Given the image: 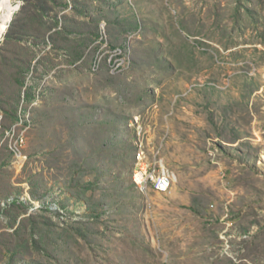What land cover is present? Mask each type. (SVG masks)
I'll return each mask as SVG.
<instances>
[{"label": "rangeland", "instance_id": "1", "mask_svg": "<svg viewBox=\"0 0 264 264\" xmlns=\"http://www.w3.org/2000/svg\"><path fill=\"white\" fill-rule=\"evenodd\" d=\"M15 2L0 264H264V0Z\"/></svg>", "mask_w": 264, "mask_h": 264}, {"label": "built area", "instance_id": "2", "mask_svg": "<svg viewBox=\"0 0 264 264\" xmlns=\"http://www.w3.org/2000/svg\"><path fill=\"white\" fill-rule=\"evenodd\" d=\"M23 141V138L20 137L15 141L16 144H20ZM148 181L152 182V185L156 191H166L172 182V178L166 171L162 170L159 173H156L154 169H140L134 174V182L140 188L145 187Z\"/></svg>", "mask_w": 264, "mask_h": 264}, {"label": "bare ground", "instance_id": "3", "mask_svg": "<svg viewBox=\"0 0 264 264\" xmlns=\"http://www.w3.org/2000/svg\"><path fill=\"white\" fill-rule=\"evenodd\" d=\"M19 8L20 4L15 0H0V37L4 34L14 13Z\"/></svg>", "mask_w": 264, "mask_h": 264}, {"label": "trees", "instance_id": "4", "mask_svg": "<svg viewBox=\"0 0 264 264\" xmlns=\"http://www.w3.org/2000/svg\"><path fill=\"white\" fill-rule=\"evenodd\" d=\"M42 6H43V8L41 7V14L44 16V13H45L47 10L44 8V5H42ZM44 9H45V10H44ZM16 23H18L17 18H15V19L13 20L12 24L10 25L9 31H8V33H7V35H6L7 38H10V37H11V36H10V33H11L12 29L14 28V26H16Z\"/></svg>", "mask_w": 264, "mask_h": 264}, {"label": "water", "instance_id": "5", "mask_svg": "<svg viewBox=\"0 0 264 264\" xmlns=\"http://www.w3.org/2000/svg\"><path fill=\"white\" fill-rule=\"evenodd\" d=\"M8 27H9V25H8Z\"/></svg>", "mask_w": 264, "mask_h": 264}]
</instances>
